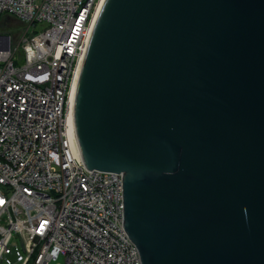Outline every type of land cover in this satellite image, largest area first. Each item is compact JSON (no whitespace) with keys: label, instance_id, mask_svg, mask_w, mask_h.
Returning a JSON list of instances; mask_svg holds the SVG:
<instances>
[{"label":"water","instance_id":"95a60500","mask_svg":"<svg viewBox=\"0 0 264 264\" xmlns=\"http://www.w3.org/2000/svg\"><path fill=\"white\" fill-rule=\"evenodd\" d=\"M75 122L142 264H264V0H106Z\"/></svg>","mask_w":264,"mask_h":264},{"label":"built area","instance_id":"2783aa9c","mask_svg":"<svg viewBox=\"0 0 264 264\" xmlns=\"http://www.w3.org/2000/svg\"><path fill=\"white\" fill-rule=\"evenodd\" d=\"M105 1L0 0L21 25L0 33V264L13 239L21 264H142L123 173L88 169L69 124Z\"/></svg>","mask_w":264,"mask_h":264},{"label":"rangeland","instance_id":"374dc122","mask_svg":"<svg viewBox=\"0 0 264 264\" xmlns=\"http://www.w3.org/2000/svg\"><path fill=\"white\" fill-rule=\"evenodd\" d=\"M4 15H2L3 18ZM21 25L9 21H2L0 23V33H13L15 30H18ZM17 63L22 64L24 62L22 53H17ZM18 246L20 248V243L17 239H13L11 242V248L8 253H6L5 258L7 261H10V264H21L19 262ZM51 264H66L65 258L61 256L58 262H52Z\"/></svg>","mask_w":264,"mask_h":264},{"label":"bare ground","instance_id":"6f19581e","mask_svg":"<svg viewBox=\"0 0 264 264\" xmlns=\"http://www.w3.org/2000/svg\"><path fill=\"white\" fill-rule=\"evenodd\" d=\"M105 3H106V1H105ZM105 3H104V5H105ZM104 5L102 7V10L104 8ZM102 10H101V12H102ZM77 85H78V82L76 84V87H75V89L73 91V95H72V107H71V113H70V117H69V124H70L71 130L73 131V133L77 137V141H78L76 122H75V98H76Z\"/></svg>","mask_w":264,"mask_h":264},{"label":"flooded vegetation","instance_id":"af4514ba","mask_svg":"<svg viewBox=\"0 0 264 264\" xmlns=\"http://www.w3.org/2000/svg\"><path fill=\"white\" fill-rule=\"evenodd\" d=\"M5 20L9 21V22L16 23V24L20 23V21L17 18L13 17V16H7V17H5Z\"/></svg>","mask_w":264,"mask_h":264}]
</instances>
